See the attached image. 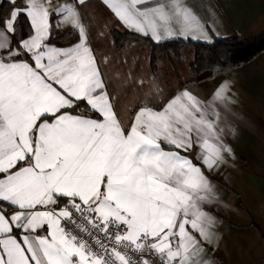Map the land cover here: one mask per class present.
I'll use <instances>...</instances> for the list:
<instances>
[{
  "label": "snow or ice",
  "instance_id": "6c2138e0",
  "mask_svg": "<svg viewBox=\"0 0 264 264\" xmlns=\"http://www.w3.org/2000/svg\"><path fill=\"white\" fill-rule=\"evenodd\" d=\"M101 3L155 43L210 39L184 0ZM6 4L0 264H203L191 257L214 239L202 204L215 199L209 174L233 154L216 123L231 85L218 84L206 102L186 88L158 108L145 102L124 126L83 23L86 0ZM68 23L77 39L55 45L53 31ZM77 217L110 244L97 238L99 250L90 249L65 226Z\"/></svg>",
  "mask_w": 264,
  "mask_h": 264
},
{
  "label": "crops",
  "instance_id": "0c3cea01",
  "mask_svg": "<svg viewBox=\"0 0 264 264\" xmlns=\"http://www.w3.org/2000/svg\"><path fill=\"white\" fill-rule=\"evenodd\" d=\"M52 2L59 3L61 0ZM184 2L204 25L210 37L208 41L192 40L209 43L216 38L234 35L253 37L264 32V0ZM80 11L91 46L101 61L100 66L112 99L116 101L120 119L127 126L138 106L137 100L133 93L121 95V91L113 86L112 73L117 68L125 67L117 76L120 80L131 76L132 70L138 75L140 68L147 70L149 60H139L137 49L138 55L130 69L127 57L123 61L120 56H115L113 41L106 36L113 28L125 27L101 0H86ZM72 29H75L74 24H63L55 35H62ZM225 81L231 85L232 102L226 109H217L219 117L216 123L223 131L233 154L209 174L215 199L210 203L204 202L202 208L214 218L211 227L214 239L211 243H204L202 251L191 259L203 261V264H264V51L223 74L184 87L179 86L176 92L186 88L206 102L210 100L217 85ZM140 83L147 84V94L146 98H141L139 105L150 102L153 108H158L159 101L163 98L162 95L157 97L160 86L155 83L150 85L151 81L147 78H138L134 84ZM153 88L155 94L151 92ZM192 154L195 155V152ZM12 210L9 208V211Z\"/></svg>",
  "mask_w": 264,
  "mask_h": 264
},
{
  "label": "trees",
  "instance_id": "16d2710c",
  "mask_svg": "<svg viewBox=\"0 0 264 264\" xmlns=\"http://www.w3.org/2000/svg\"><path fill=\"white\" fill-rule=\"evenodd\" d=\"M9 8L5 0L1 4L0 15H6ZM55 32L54 30L52 33L53 42L59 46H68L77 39L75 29L59 36L55 35ZM106 37L113 41L115 56H120L123 61L127 57L130 69L135 56L138 55L137 49L139 60H149L147 70L140 68L138 75L132 70L131 76L123 77L125 80L118 78L119 71H123L125 67L117 68L112 73L113 86L121 91V95L133 93L138 105L141 98H146L147 94V84H134L138 78H147L151 81L150 85L155 83L160 86L157 92V97H163L162 101H159L160 106L179 86L184 87L223 74L254 59L264 51V32L253 37L234 35L216 38L209 43L182 38L155 43L126 28H113ZM136 87H139L138 90ZM152 91L155 94V88L151 89Z\"/></svg>",
  "mask_w": 264,
  "mask_h": 264
},
{
  "label": "built area",
  "instance_id": "2783aa9c",
  "mask_svg": "<svg viewBox=\"0 0 264 264\" xmlns=\"http://www.w3.org/2000/svg\"><path fill=\"white\" fill-rule=\"evenodd\" d=\"M87 218L85 217H77L74 219V221L66 222L65 226L69 231H72L74 234H77L78 237L84 239L87 241L88 246L92 250H99L98 246L96 245V239L99 238L106 244H110V240L98 233H96V230L88 223H86ZM83 227L88 228V233H85L83 231ZM116 231L117 229H113ZM122 231V229H120ZM90 233V234H89ZM156 264H160V261L157 260Z\"/></svg>",
  "mask_w": 264,
  "mask_h": 264
}]
</instances>
